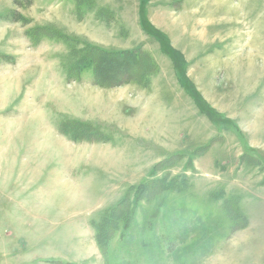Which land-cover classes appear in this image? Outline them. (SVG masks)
I'll use <instances>...</instances> for the list:
<instances>
[{"label":"rangeland","instance_id":"1","mask_svg":"<svg viewBox=\"0 0 264 264\" xmlns=\"http://www.w3.org/2000/svg\"><path fill=\"white\" fill-rule=\"evenodd\" d=\"M58 261L264 264V0H0V264Z\"/></svg>","mask_w":264,"mask_h":264},{"label":"trees","instance_id":"2","mask_svg":"<svg viewBox=\"0 0 264 264\" xmlns=\"http://www.w3.org/2000/svg\"><path fill=\"white\" fill-rule=\"evenodd\" d=\"M102 52H103V54L104 55H106V56H109V57H112V58H121V60H123V58H128L131 54H133L134 55V61H132V63L133 64H131V66L129 67V65H127L126 63H127V61H128V59H127V61L125 62L124 60H123V63H119L117 66H118V68L119 69H121L120 71H122V72H126V71H130L131 70V68H132V66H135V62H139V56L136 54V53H134V51L133 50H124V51H104V50H102ZM130 62V61H129ZM131 63V62H130ZM132 69H134V70H137V68H132ZM113 73H115V75L117 74V72H116V69L113 71ZM120 74V73H119ZM118 74V75H119ZM132 74V73H131ZM105 76H106V74H105ZM109 76V75H108ZM190 92H191V95H193L194 97H195V100H196V102L199 104V107H201V109H202V99L199 97V96H197L196 94H195V92L193 91V90H190ZM65 124V123H64ZM84 126H88V125H84ZM89 127V126H88ZM118 213H119V210H118V207H115L114 209H113V211H111L109 214V216L108 217H106V215H104L103 216V218L101 219V220H99L98 222H97V227H98V232H97V236H96V238L98 239V236L100 235V230L102 229V226H104V224L106 223V225L104 226L105 228H104V230H103V233L104 234H106L107 233V231L109 230H111V228H113V226L111 225L112 224V222H114V221H117V225H118V221H120L119 219V217L117 216L118 215ZM106 220V221H105ZM126 224H123V226H124V230H126L127 229V226H125ZM96 239V240H97ZM106 239V238H105ZM97 242L99 243V245H101L102 244V241H101V243H100V241L99 240H97ZM104 250V249H103ZM58 262H60L61 264H70L69 262H65V261H58Z\"/></svg>","mask_w":264,"mask_h":264}]
</instances>
